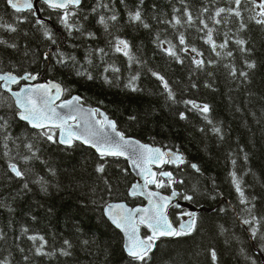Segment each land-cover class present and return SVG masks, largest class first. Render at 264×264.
Segmentation results:
<instances>
[{
  "label": "snow or ice",
  "instance_id": "snow-or-ice-1",
  "mask_svg": "<svg viewBox=\"0 0 264 264\" xmlns=\"http://www.w3.org/2000/svg\"><path fill=\"white\" fill-rule=\"evenodd\" d=\"M2 2L8 18L0 17V31L6 33L8 38L0 36V160L6 164L0 174V188L6 193L0 199V209L13 214V204L31 193L33 185H37L42 193L49 192L53 185L35 167L39 162L52 177L57 175L56 169L42 157L46 145H57L58 148L63 146L64 150L83 146L91 150L94 163L89 177L91 183L86 187L92 197L99 195V199H92V203L100 210L101 222L115 230L122 241L123 264H155L158 242H164L168 238L191 237L198 231L195 212H183L182 216H187L188 219H180L177 227L176 222L170 219L168 210L178 195L185 201L195 202L196 196L200 194L199 165L189 164L178 147L173 151L167 146L157 147L155 143L142 142L128 135L119 122L110 118L105 111L99 107H84L81 96L71 95L70 89L62 83L52 79L42 80V73L39 70L32 71L31 66L43 63L48 72L59 66L71 75L88 81L96 80L99 75L106 86L132 94L145 92L140 82L147 73L158 82L156 91L148 94H158L170 111L172 105L178 103L173 82L137 56L129 40L116 34L120 31L118 25L121 23V16L113 0H94L87 8L84 0ZM37 3L41 5L40 8L36 7ZM119 3L125 8L129 26L142 28L151 34L154 25H165L163 34L156 30L151 38L154 54H161L170 63L181 66L190 61L187 87L198 89L200 85L197 80L203 74L208 77L204 87L215 91V70L222 66L226 81L236 84L238 88H245L248 99L244 107L252 105L254 93L247 86L251 83L257 63L252 58L255 50L248 47L249 41L242 34L249 30L250 24L264 30V0H224V6L218 0H200L198 6L196 0H170V15L159 14V5L153 3L151 22L146 0H135L132 7H129L128 0H119ZM42 11L48 13L44 19L38 15ZM53 14L63 31L46 23ZM91 24L102 29L106 38L105 47H84L85 42L99 39L97 32L89 29ZM233 24L237 25L235 31L231 29ZM24 25L28 27H23ZM169 29L172 30L171 33ZM221 29H225L224 39L218 41L216 37ZM192 30L197 33V39L208 46L215 59L211 56L205 58L199 47L188 42L187 34ZM66 45L72 49L71 52L64 50ZM80 47H84L83 62L75 54V50ZM237 53L239 67L236 62ZM119 56L125 58L120 65L114 59L112 62L106 59ZM193 77L197 79L193 80ZM260 100L259 112L250 111L245 115L250 114L257 127L264 129V96ZM182 103L185 110L174 111V117H178L180 121H188V111L195 110L209 126H201L198 131L204 135L211 132L219 140H225L222 127L210 116L209 104L197 103L195 100H183ZM189 105L191 109L188 108ZM244 107L235 106V111L243 113ZM147 119L148 113H134L127 117L130 127L133 124L141 125V121L147 122ZM17 129L22 131L17 132ZM261 139L264 140V135ZM240 154H243L242 171L238 170ZM227 160L232 166L228 176L240 206L239 211L233 207L236 222L251 241L259 243V250L264 255V211L257 203L260 198L255 194H247L246 189L251 186H246L244 179L245 176L254 175L252 169L247 167L250 163L249 153L245 147L237 145L236 149L229 150ZM165 165H173L184 172L190 167L196 175L186 173L191 177L189 180L178 173L165 170ZM129 169L143 183H132L127 188L123 202L106 200L105 194L109 197L117 194L118 187H114L113 182L118 186L121 181L126 180ZM188 183H191V188L183 193H178L174 187ZM153 185L157 191L150 190ZM162 188L172 189L171 195H161L158 190ZM137 196H144L147 206H129L127 198ZM84 207H87L86 203ZM219 211L226 213L225 208H220ZM52 212L54 209L49 208V213ZM32 219L36 221L37 218L33 216ZM11 226L10 224L9 227ZM74 227L77 232L80 231L78 226ZM217 232L226 236L229 229L221 224L217 226ZM232 238L239 242V237L234 234ZM7 239L8 233L0 229V241L6 242ZM25 239L30 242L27 247L23 244ZM225 242L229 243L227 237ZM13 243L19 253V264H37V258L42 257H70L74 249L73 241L68 238L63 239L58 249L50 246L45 235L32 231L26 225L21 226ZM92 243L95 241H81L82 246H90ZM206 253L210 256L211 264H220L215 246L209 245ZM110 255L106 248L104 264H108ZM238 255L244 256L245 261L250 259L243 247L238 250ZM0 264H11V261L5 256L0 258ZM251 264H256V260L251 259Z\"/></svg>",
  "mask_w": 264,
  "mask_h": 264
},
{
  "label": "trees",
  "instance_id": "trees-1",
  "mask_svg": "<svg viewBox=\"0 0 264 264\" xmlns=\"http://www.w3.org/2000/svg\"><path fill=\"white\" fill-rule=\"evenodd\" d=\"M118 12L121 16L120 28L117 35L125 38L133 45V51L137 56L148 62V65L163 75L170 82H173V88L176 91L178 103L172 105L171 111L165 107L163 99L158 95H149V92H155L158 82L154 81L147 73L142 77L141 86L145 89L144 93H125L119 88L108 87L97 75L94 81L77 78L71 75L69 71H65L57 66L51 72L45 70L43 63L32 65L31 70H39L43 79H52L62 83L69 88L71 95H79L82 97L84 105L89 107H99L105 111L110 118L117 120L120 127L142 142L149 144L155 143V146H167L173 151L178 147L184 154L189 164L195 163L199 165L201 173L198 176L200 194L195 198V202H190L196 207H205L210 211H202L197 214L198 231L191 237L184 238H168L164 242H158L159 248L155 253V264H211L210 256L207 255L206 249L209 245L217 248L220 258V264H251V259L256 260V264H264V255L260 252V245L256 241H251L247 233L242 231L241 226L236 222V213L233 207L239 211V204L236 193L231 186L228 172L231 164L227 160L229 150L236 149L237 145L247 149L250 157V163L247 167L252 169L254 175L245 176L247 194L249 196L255 194L258 199L257 203L260 209L264 211V129H260L254 123L250 111L260 110V97L264 96V30L255 24L249 25V30L242 35L249 41L248 47L253 48V59L257 63V68L251 76V83L247 88L254 93L253 103L250 107H244L248 97L244 87H237L225 79L224 69L221 66L216 71L215 84L213 91L211 88H205L204 83L208 79L201 74L197 83L200 85L198 89L187 87L190 61H186L184 66L170 63L166 57L161 54H154V45L151 42L152 36L156 30H160L163 34L165 25H154L153 33H148L142 28L129 26L126 22V11L119 0H113ZM148 5V16L151 22V5L153 3L159 5V14H171L170 0H146ZM221 6H224V0H218ZM94 0H84V6L87 8ZM135 0H128L129 7H132ZM200 0H196L198 6ZM39 8L41 7L38 4ZM179 6V5H178ZM11 10H9L10 12ZM42 16L47 17L48 13L42 11ZM27 15V13H25ZM0 17L7 19L5 15V6L0 0ZM247 13H245V18ZM54 29L63 31L58 24L55 14L49 19ZM236 24L231 26L235 31ZM23 27H28L24 25ZM90 30H95L99 39L96 41H87L84 47L91 45L96 47L106 46V38L102 29L94 24L89 25ZM221 29L216 39L222 41L224 39ZM172 30L169 29V33ZM188 42L195 44L205 54V58L215 56L211 54L207 45L197 39V33L189 31ZM0 36L5 38L7 34L0 31ZM171 38V36H170ZM80 43V41H76ZM84 47L75 50L77 57L83 62ZM234 47V46H233ZM66 52H71L69 46H65ZM109 62L120 65L124 61V57H106ZM237 66H240L239 54L237 53ZM99 63V60H97ZM127 76V71H125ZM193 77V80H196ZM183 100H195L197 103H207L211 106V118L222 127L225 133V140L221 141L211 132L207 135L198 131L201 126L209 127L201 119L195 110L188 111L189 120L180 121L178 117L172 114L174 111H184L185 105ZM235 106L244 107L243 113H237ZM191 109V106H188ZM139 113L141 115L148 113L147 122L141 121V125L133 124L129 126L127 120L128 115ZM251 129V130H250ZM17 132L22 129H17ZM166 150V149H165ZM243 154H240L238 161V170L242 171ZM43 159L50 162L51 166L56 169L57 175L52 177L47 169L39 162L36 163V170L51 182L52 187L49 188L47 194L42 193L37 185H33V191L26 197L20 199L13 204L15 212L9 214L6 210L0 209V229L8 233L7 241H0V258L9 257L11 264H19L20 257L17 247L14 245V236L19 234L21 226H28L32 231L39 232L46 236L50 246L59 248L65 238L71 239L74 244L73 255L70 257L53 256L37 258V264H104L105 249L110 251L108 264H123L121 256L122 241L116 235L115 230L105 225L100 220V210L92 203V199H99V195L92 197L91 192L86 187L91 183L89 179L94 167L93 156L91 150L83 146L75 149L64 150L62 146L46 145L42 152ZM183 167V166H182ZM6 168L3 160H0V174ZM165 170L178 173L186 179L191 177L186 173H192L190 167L186 168V172L180 171L175 166L167 165ZM192 175H196L192 173ZM134 176L129 170L126 180H123L117 186L115 181L114 187H118L117 194L109 197L106 194L104 198L109 202L125 201L127 188L134 183ZM178 193H183L187 188H191V183L187 185H175ZM153 189L157 190L155 186ZM164 194H170L172 189H159ZM6 193L0 188V199H3ZM215 196V198H213ZM180 200H184L178 195ZM126 202L129 206L143 205L142 199L128 197ZM189 202V201H188ZM87 207H84V204ZM49 208H53L54 212L49 213ZM220 208H225L226 213H221ZM174 208L169 207L170 219L175 221L173 213ZM183 210V209H182ZM37 219L33 221L32 217ZM69 217L72 219L69 220ZM12 225L9 227V225ZM223 224L229 229L226 236H221L217 232V226ZM80 231H76V227ZM233 234L239 237V242L233 239ZM226 237L229 243H226ZM83 239L94 240L90 246H82ZM25 247L30 242L26 239L23 241ZM243 247L250 257L245 261L244 256L238 255V250Z\"/></svg>",
  "mask_w": 264,
  "mask_h": 264
},
{
  "label": "water",
  "instance_id": "water-1",
  "mask_svg": "<svg viewBox=\"0 0 264 264\" xmlns=\"http://www.w3.org/2000/svg\"><path fill=\"white\" fill-rule=\"evenodd\" d=\"M38 4H39V3H37V5H36L37 8H39ZM38 15H39L40 18H42V19L45 18V17L42 16V13H41V12L38 13ZM46 23H48V24H50V25H53V23H52L49 19L46 20ZM42 80H48V79H43V78H42ZM84 107H89V106L84 105ZM157 147H158V146H157ZM165 166H167V165H165ZM165 166H164V167H165ZM129 170H130V172L133 174V176H134V178H135L134 183H140V184H142V183H143L142 180H140V178L136 175V173H135L132 169H129ZM153 187H154V185H153V186H150V190H152V191H157V190L153 189ZM158 191H159V190H158ZM159 192H160V191H159ZM160 194H161V195H165V194H163L162 192H160ZM170 195H171V194L166 195V196H170ZM137 197L140 198V199H142V201L144 202V204H143V205H136V206H147V199H146L144 196H137ZM131 198H132V197H131ZM119 202H123V201H119ZM176 205H179V206L176 207ZM171 206H172V207H175V208H177V209H184L185 211L195 212L196 215H197L198 213H201L202 211H210V209L205 208V207H203V206H201V207H196V206H194L193 204H191V203L188 202V201L180 200V199L178 198V196H177L176 198L173 199V201H172V205H171ZM131 207H132V206H131ZM133 207H135V206H133Z\"/></svg>",
  "mask_w": 264,
  "mask_h": 264
},
{
  "label": "flooded vegetation",
  "instance_id": "flooded-vegetation-1",
  "mask_svg": "<svg viewBox=\"0 0 264 264\" xmlns=\"http://www.w3.org/2000/svg\"><path fill=\"white\" fill-rule=\"evenodd\" d=\"M175 213H173V216H174V219H175V222H176V226L178 227L179 225V220L180 219H184V220H187L188 217L187 216H182V213L185 212V210H182V209H175L174 210ZM197 217V215H196Z\"/></svg>",
  "mask_w": 264,
  "mask_h": 264
},
{
  "label": "rangeland",
  "instance_id": "rangeland-1",
  "mask_svg": "<svg viewBox=\"0 0 264 264\" xmlns=\"http://www.w3.org/2000/svg\"><path fill=\"white\" fill-rule=\"evenodd\" d=\"M53 26V25H52ZM164 194V193H163ZM166 195H169V194H166Z\"/></svg>",
  "mask_w": 264,
  "mask_h": 264
},
{
  "label": "bare ground",
  "instance_id": "bare-ground-1",
  "mask_svg": "<svg viewBox=\"0 0 264 264\" xmlns=\"http://www.w3.org/2000/svg\"><path fill=\"white\" fill-rule=\"evenodd\" d=\"M63 147V146H62ZM171 194V193H170ZM166 195V194H165ZM119 202V201H118Z\"/></svg>",
  "mask_w": 264,
  "mask_h": 264
}]
</instances>
